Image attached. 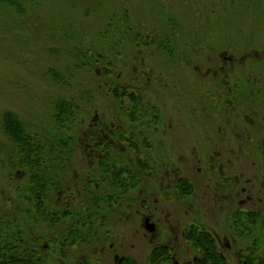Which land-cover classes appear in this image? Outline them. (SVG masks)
<instances>
[{"label": "rangeland", "instance_id": "obj_1", "mask_svg": "<svg viewBox=\"0 0 264 264\" xmlns=\"http://www.w3.org/2000/svg\"><path fill=\"white\" fill-rule=\"evenodd\" d=\"M19 3L20 14L0 5V219L21 239L14 246L30 247L41 264H78L88 257L85 245H76L72 259L61 255L66 228L77 219L73 231L92 227L105 238L117 236L118 257L143 263L152 241L144 237L145 219L159 225V232L164 222H205L220 237L221 249L232 242L226 255L238 264L236 256L247 254L245 242L231 239L228 222H235L249 197H264V0ZM115 85L127 96L130 88L138 89L143 108H149L136 110L137 121L121 110V99L129 111L133 103L108 93ZM60 100L77 107V146L80 134L95 125L133 136L126 139L138 145V154L118 141V149L103 155L129 167L139 187L117 210L99 192L85 196L87 176L99 180L104 173L98 172L95 152L89 163L77 150L70 167L58 173L62 197L54 209L69 215L53 226L23 214L26 195L19 191L26 174L13 166L19 154L2 118L15 115L29 133L43 137L46 149L57 151L62 141L53 116ZM92 255L93 264H117L113 253Z\"/></svg>", "mask_w": 264, "mask_h": 264}, {"label": "trees", "instance_id": "obj_2", "mask_svg": "<svg viewBox=\"0 0 264 264\" xmlns=\"http://www.w3.org/2000/svg\"><path fill=\"white\" fill-rule=\"evenodd\" d=\"M0 5H6L16 14L21 13L19 0H0ZM168 53L170 55V50ZM53 77L57 81H61L59 75H53ZM118 86L119 85H115L111 86L110 89L108 88V93H112L116 96V98L119 97L120 99L124 96L128 99V102L133 103L134 107H131L130 110L132 111H129L125 102L121 99V110L125 117L131 122L137 121L136 113L140 110L144 112L149 107L145 109L143 108L144 105L142 104L143 102H141V96L138 89L136 90L137 92H134L132 90L136 88H130L131 95L127 96V92L123 91L125 88ZM54 111L55 114L53 116V120L56 126L55 131L60 135V141H62L60 148L57 151H55V149H46L43 137L37 134L29 133L15 115L8 113L2 118L3 131L7 137L10 138V141L19 154L18 159L13 166L22 168V171H24L22 173L24 175L26 174L25 188L19 191V193L26 195V197H22V199L26 202L25 204H27V209L23 212V214L30 222H45L47 224H53V226L55 225V222H58L61 218L67 219L69 212H61L54 209V207L61 204L60 198L62 197L58 190V173L61 172L63 168L65 169L70 167L72 162L70 158L77 150L85 155L89 163L90 156L93 155L91 154V151L95 152L96 154H94L93 157L96 159V167L99 169L98 172L101 174L102 172L104 173V175H100L101 177L99 180H95L92 173V177L88 180L87 176L85 182H83L84 187L81 188L82 193L85 196H88L91 191L99 192L101 193L99 198H102V202H106L105 205H107L109 209H119L122 201L124 202V200L129 197L130 193L139 187V184L135 173L129 167H118L117 163H122L116 162V160L108 159L107 156L103 155V153L105 154L113 148L118 149L119 147L115 145L118 141H122L124 144L129 145L130 149L134 150L135 153L138 154L136 152L138 145L126 139L132 135L128 133V136L124 129L122 130V128L119 127H109L107 124H101L100 127L97 128L95 125L84 134H80V138H82L80 147L76 145V134L72 132V126L78 122L76 118V105L70 101L60 100L56 103ZM142 119L143 118L140 120L142 121ZM151 120L152 123H156V118H154L152 113ZM62 130L65 131V134H62ZM142 141L146 140L144 139ZM144 146L147 147L149 145L145 143ZM182 189L186 191L184 186ZM95 196L97 197V193ZM94 202H100L98 197ZM86 217V221L89 222L90 217L88 214ZM79 220L82 221L80 217ZM101 220L102 222H106L105 217L101 218ZM75 221L74 227L78 225L77 223H81ZM235 222H246L247 224L253 225L256 222H262V219L257 211L243 212L238 210L235 214ZM7 226L6 222H3V220L0 219V264H41L38 259H35L33 250L30 247H24V249L21 248V252L17 246H14V240L22 243L21 239H19L16 235H12L10 232H7L5 229ZM241 226L243 225L241 224ZM74 227L66 228V236H64L65 238L62 242L63 246L70 241L73 245H86L91 243L90 241L92 240L93 232L85 230V228H82L81 231H78L77 229L73 231ZM78 227H80V225ZM9 229L10 227H8V230ZM262 244V242H259V239L251 242V248H249V251L247 252L249 255L248 262H262L261 260L264 257L261 252ZM15 250L18 252L17 256L14 255L7 258L3 253L4 251L10 252ZM243 254L245 253L243 252Z\"/></svg>", "mask_w": 264, "mask_h": 264}, {"label": "flooded vegetation", "instance_id": "obj_3", "mask_svg": "<svg viewBox=\"0 0 264 264\" xmlns=\"http://www.w3.org/2000/svg\"><path fill=\"white\" fill-rule=\"evenodd\" d=\"M176 184H178L179 189L181 183L178 182ZM171 185L173 184H169V189L171 187L174 188ZM262 198L253 200L249 197L248 200L250 201L240 205L242 207L240 210L243 212L257 211L262 222H256L253 225L246 222H228V229L232 231V240L239 238L244 240L243 251L246 252L251 248V242L259 239V242L263 243L261 252L264 255V197ZM147 219L150 220L149 223L153 226L151 233L146 231L145 221ZM147 219L144 221V231L146 233L144 237H149L152 241L149 246L150 250L147 254V259L143 263H139L135 258L127 255L118 257L117 249L115 248L119 242L117 241L118 237L106 236L107 238H105L103 233L95 232L91 227L89 230L93 232V237L90 241L91 243L85 245L88 250L83 251L88 253V257L83 256V259L78 264H93L90 260L92 258H89L91 253L97 259L101 255L113 253L117 264H230L226 254L229 252L232 242L225 246L224 249H221L220 237L217 233L208 229L205 222H164L162 223L164 228L161 227L163 229L159 232V225L151 222L150 218ZM163 232L166 234L165 236L161 235ZM233 235L235 236L233 237ZM159 236L163 238V241H159ZM112 239H114L115 243ZM75 248L76 245H73L71 241L67 242L64 246L65 252L63 250L64 253H61V255H65L64 258L72 259L73 249ZM68 251H72L71 254ZM236 257L238 264H264V257L261 260L262 262L259 263L248 262V254H239Z\"/></svg>", "mask_w": 264, "mask_h": 264}, {"label": "water", "instance_id": "obj_4", "mask_svg": "<svg viewBox=\"0 0 264 264\" xmlns=\"http://www.w3.org/2000/svg\"><path fill=\"white\" fill-rule=\"evenodd\" d=\"M145 222H146L145 223V225H146V231L149 232V233H151L152 230H153V226L149 223L150 220L147 219Z\"/></svg>", "mask_w": 264, "mask_h": 264}]
</instances>
